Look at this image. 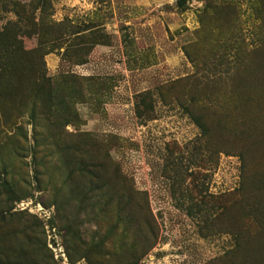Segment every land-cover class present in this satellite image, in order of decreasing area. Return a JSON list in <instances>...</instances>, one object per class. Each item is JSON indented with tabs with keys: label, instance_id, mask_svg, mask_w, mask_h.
Wrapping results in <instances>:
<instances>
[{
	"label": "rangeland",
	"instance_id": "1",
	"mask_svg": "<svg viewBox=\"0 0 264 264\" xmlns=\"http://www.w3.org/2000/svg\"><path fill=\"white\" fill-rule=\"evenodd\" d=\"M0 264H264V0H0Z\"/></svg>",
	"mask_w": 264,
	"mask_h": 264
},
{
	"label": "built area",
	"instance_id": "2",
	"mask_svg": "<svg viewBox=\"0 0 264 264\" xmlns=\"http://www.w3.org/2000/svg\"><path fill=\"white\" fill-rule=\"evenodd\" d=\"M16 208L19 210H30L40 218L47 220L50 217V212L48 210L40 207L39 205H33L32 201L22 200L15 204Z\"/></svg>",
	"mask_w": 264,
	"mask_h": 264
},
{
	"label": "trees",
	"instance_id": "3",
	"mask_svg": "<svg viewBox=\"0 0 264 264\" xmlns=\"http://www.w3.org/2000/svg\"><path fill=\"white\" fill-rule=\"evenodd\" d=\"M195 123L202 129V127L200 126L198 120L195 119Z\"/></svg>",
	"mask_w": 264,
	"mask_h": 264
}]
</instances>
